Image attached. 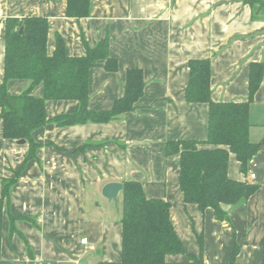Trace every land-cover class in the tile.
I'll list each match as a JSON object with an SVG mask.
<instances>
[{
  "label": "crops",
  "instance_id": "1",
  "mask_svg": "<svg viewBox=\"0 0 264 264\" xmlns=\"http://www.w3.org/2000/svg\"><path fill=\"white\" fill-rule=\"evenodd\" d=\"M259 5L260 0H255ZM89 17L66 14V0H0V83L4 80L5 26L8 18L41 16L49 21L48 54L56 34L70 55L86 54L109 37L115 72L104 62L90 70L89 109L109 110L125 90L130 68L143 70L145 88L134 111L108 122L58 126L49 122L33 133L41 144L10 192L0 220V264H101L122 258V192L119 202L102 194L108 182L142 184L148 198L171 204V220L185 252L167 264H264V145L244 172L236 155L229 157L231 179L259 185L247 202L222 207L228 220L212 208L185 203L180 189V156L167 143L205 140L209 104L186 99L189 60L211 61L214 101H246L253 62L264 66V9L253 17L246 0H92ZM28 80L8 82L20 94ZM43 96V86L34 88ZM77 100H47L46 114L79 110ZM250 137H264V69L250 110ZM28 144L6 139L0 117V196L3 180L13 178L28 155ZM254 175V177H252ZM11 215L17 217L14 224ZM14 225V227H13ZM14 228V230H13ZM203 235L201 249L198 235ZM86 238L87 242L82 243ZM93 246V248H92Z\"/></svg>",
  "mask_w": 264,
  "mask_h": 264
},
{
  "label": "trees",
  "instance_id": "2",
  "mask_svg": "<svg viewBox=\"0 0 264 264\" xmlns=\"http://www.w3.org/2000/svg\"><path fill=\"white\" fill-rule=\"evenodd\" d=\"M66 14L77 19L89 17L92 0H66ZM253 10V17L264 9V0H246ZM23 28L22 32L20 31ZM49 21L41 16L11 17L5 26L4 80L0 83V117L6 139H25L30 150L13 178L3 180L0 196V220L5 206L9 208L10 192L27 163L37 156L41 146L33 133L53 122L58 126L87 122H108L134 111L143 96L145 80L143 70L130 68L122 96L109 110L89 109V77L92 67L104 62L106 70L115 72L118 60L110 54V40L106 37L93 46L84 41L86 54L70 55L64 39L56 34V48L48 54ZM263 63L253 62L249 72V98L246 101H214L211 97V61L189 60V83L186 99L189 102L209 104L208 136L205 140H180L167 143L168 154L180 156V189L185 203H194L202 211L212 208L219 220H228L224 204L237 206L248 201L259 185L248 180L229 177V157L233 153L244 172L264 137L253 141L250 137V110L253 97L263 77ZM28 80L29 86L20 94L8 91V82ZM43 86V96L35 97V87ZM77 100L80 108L75 113L47 118V100ZM122 192L123 226L122 258L118 262L101 264H167V257L184 253L185 245L171 220V204L163 199L148 198L140 182L127 180ZM17 217L11 215L12 224ZM14 227V225H13ZM14 230V228H13ZM201 249L203 235H198ZM239 246H236L228 264H235ZM44 264H56L45 262Z\"/></svg>",
  "mask_w": 264,
  "mask_h": 264
},
{
  "label": "water",
  "instance_id": "3",
  "mask_svg": "<svg viewBox=\"0 0 264 264\" xmlns=\"http://www.w3.org/2000/svg\"><path fill=\"white\" fill-rule=\"evenodd\" d=\"M23 28H21L22 32ZM17 144L23 145L26 144L25 139L17 140ZM125 189L124 182L112 181L105 184L102 190V194L108 200H113L115 202H119V195Z\"/></svg>",
  "mask_w": 264,
  "mask_h": 264
},
{
  "label": "built area",
  "instance_id": "4",
  "mask_svg": "<svg viewBox=\"0 0 264 264\" xmlns=\"http://www.w3.org/2000/svg\"><path fill=\"white\" fill-rule=\"evenodd\" d=\"M252 177H254V175H252ZM86 242H87L86 238L82 239V243H86ZM92 248H93V246H92Z\"/></svg>",
  "mask_w": 264,
  "mask_h": 264
}]
</instances>
